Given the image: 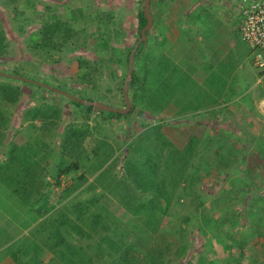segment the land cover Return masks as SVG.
<instances>
[{"label":"rangeland","instance_id":"1","mask_svg":"<svg viewBox=\"0 0 264 264\" xmlns=\"http://www.w3.org/2000/svg\"><path fill=\"white\" fill-rule=\"evenodd\" d=\"M209 1L211 3L222 2V0ZM225 1H228L229 4H221L222 7L219 11L229 13V9H231L235 16H238L239 24L240 18L237 14L239 0ZM142 6L143 0H0V72L19 75L56 89L62 87L68 91L67 93L81 99H84L83 97L91 98L116 108H124L122 89L128 69L126 58L134 46L132 44L136 43L140 37L141 30H139L137 20L138 12ZM49 23L60 24L61 27L52 38L50 45L45 47L40 42L43 38L47 40L44 30ZM143 46V57L140 58L136 67L140 74L142 62L147 57L150 58V54L153 55V53L164 51L167 48V45H150L151 49L147 48V45ZM208 46L211 47L212 57L223 49L228 50V55L232 53L231 45ZM206 49V47H202L201 52ZM171 54L175 56L174 51H171ZM176 60L179 61L178 58ZM230 62L232 60L228 62L227 66L222 67L225 76H229L233 71H231ZM181 63H186V60L182 58ZM159 69L162 70V66H159ZM250 70L252 75L254 74L258 78L264 76V69L254 65L253 60L250 63ZM187 78L188 74L184 72L180 81H185ZM255 80L253 77L251 82L253 83ZM4 84L17 87L20 96L14 105L0 110L5 118V125L0 128V161L6 158L9 145L18 131L25 132L29 128L30 131L33 130L34 136H41L38 129L43 125L42 118L37 117L31 121L29 113L43 109L46 105H53L60 109L57 126L46 134L47 140L53 145V163L57 161L56 156L61 152L60 143L65 137L68 138L71 135L70 128H77L78 136L73 143L79 146V152L83 158H92L91 161H93L92 152L95 153L96 150L104 148L107 144L114 146L115 156L120 160L113 170L117 177L121 176L120 165L123 158L130 154L129 144L152 125L167 123L168 126L183 127L205 120L194 115L152 113V111L161 109L166 111L165 104L170 100L174 101V99L159 95L157 100L147 103L145 97V104L142 99L134 97L137 93L135 89L128 92L134 110L123 117L104 119L98 117L94 112L89 114L90 118H85L84 108L72 104L68 97L57 96L53 92L41 90L22 81L0 79V85ZM254 86L258 89L257 94H260L264 89V80ZM218 87L221 89L222 84L219 83ZM178 88L179 86L176 84L173 89L171 88V92ZM254 91L257 92V90ZM190 101L188 100V105H184L185 109L196 106L194 102ZM260 102L261 99L258 97L257 104H251L250 110H253L257 105L254 109L256 110ZM172 106L175 109L178 108L177 104ZM170 110L172 109L169 108ZM203 117L207 116L203 115ZM247 129H250L249 125ZM242 132L239 134L236 132L232 140H226L222 136L224 132L221 129L205 131L202 143L196 147L189 166L188 175H191V179L187 177L184 181V184L190 186V191L187 194L177 193L178 196L168 213L163 216V230H167L175 240L181 242V237L176 234V231L182 225L186 231L185 238L190 241L189 249L185 255H176L177 246L175 245L169 252H165L167 261H170L169 264H199V259H203L202 257H204L203 264H228L229 253L223 251L221 242L223 238L227 237L229 231L237 239L247 243L244 251L234 247L230 252L239 260L240 264H264V240L261 233H256L252 240H245L247 239L246 227L248 233L251 231V227L246 224L247 217L249 215L250 218L256 217L259 210L257 205L259 196L264 198L262 187L260 188L258 184L259 180L254 176L255 172H262L263 181L264 167L260 163L264 162V144L256 145L254 143L256 136L252 134L253 137L249 139L246 138V135L244 137ZM238 136L242 139L239 141H245L241 148L242 151L238 150L237 146L239 147V145H235L238 143L235 137L238 138ZM96 146L98 149L95 148ZM94 148L95 150H93ZM161 154L162 158L158 160L160 164L167 155L166 151ZM152 156H155L153 151L151 158ZM218 156H223L220 158L228 160L223 162L225 165L217 163ZM246 161L249 162V165L246 164ZM88 165L89 162L86 163V166ZM107 166L108 164L104 168ZM104 168L90 174L82 188L68 196H66V188L72 185L73 176L77 174L62 176L60 186H56L52 180L45 193L53 213L66 204H73L95 194L103 193L100 189L89 192L86 188L94 182L95 177ZM124 179L125 182H129L133 178L124 177ZM112 201L107 194L103 193L101 203L109 205L108 209L111 212L103 214V218L105 223L111 227L110 230L101 228L97 233H91L87 237L78 235L72 238L68 237L69 241L79 246L80 253L90 257L92 264H109L112 260L119 258L122 249L124 250L132 239L121 241L123 247H119L120 242L118 241L120 240L112 234L114 232L121 234L122 231L130 229L132 225L140 224L139 218L132 214H125L123 209H120L116 204H111ZM201 212L206 216L213 217L214 220H220L227 214L237 212L239 213L236 219L237 225L233 228L225 223L220 230H210L207 234H203L198 228L197 213ZM51 214L49 213V215ZM44 226V224L39 225L40 229ZM33 227L35 225L31 228ZM29 231H24L19 237H31ZM97 243L104 248L103 258L96 254ZM134 248L138 249L137 246ZM134 248L131 251H134ZM42 259V264H55L52 253L46 252ZM0 264H11V262L7 258Z\"/></svg>","mask_w":264,"mask_h":264},{"label":"trees","instance_id":"2","mask_svg":"<svg viewBox=\"0 0 264 264\" xmlns=\"http://www.w3.org/2000/svg\"><path fill=\"white\" fill-rule=\"evenodd\" d=\"M138 21L139 30H142L146 24L143 6L138 12ZM60 27V24L49 23L44 30L47 40L43 38L40 43L48 47ZM131 50L127 54V66ZM143 53L144 46L141 44L134 55L132 79L128 83L129 90L137 91L134 95L136 99L140 98L144 101L147 97L149 100H155L160 92L159 88L156 91V86L162 80V73L159 67L148 69L146 63L142 66V75L138 72L137 63ZM0 79L12 78L0 76ZM58 89L66 91L62 87ZM53 93L63 97L56 92ZM19 96L20 91L17 87L10 84L0 85V110L14 105L18 102ZM83 98L94 101L91 98ZM71 103L84 108L85 118H90L89 114L94 112L104 119L123 117L119 113L93 111V107L73 100ZM59 110L53 105H46L43 109L29 113L31 121L37 117L42 118L43 125L38 129L41 136H34L33 130L30 131L29 128L25 132L18 131L9 145L6 158L0 161V263L9 258L11 264H42L43 255L49 252L53 254L55 264H92L90 257L80 253L79 246L69 241L68 237L72 238L75 235L87 237L91 233H97L101 228L111 229L103 218V214L111 213L108 209L109 205L101 203L103 193L107 194L111 201H116H112L111 204H116L125 214H132L140 221V224L132 225L121 234L117 232L112 234L120 240L119 247L122 246L123 241L130 238L132 241L124 250L122 249L119 258L109 264H169L165 252L173 249V245L177 246L176 255H185L190 241L185 238L184 227L180 225L176 231L181 237L179 242L167 230H163V216L168 213L178 196L177 193L187 194L190 191V186L184 184V181L187 177L191 179V175H188L189 166L196 147L202 143L204 129L193 124L174 127L168 126L167 123L150 127L129 144L130 154L123 158L120 165L121 176L117 177L113 170L118 165L119 159L115 156L114 146L107 144L103 149L92 152L93 161L92 158H83L79 146L73 143L78 136L77 128H70L68 132L71 135L60 143L61 152L56 156L57 161L53 163V145L47 140L46 134L57 126L60 119ZM133 110L134 107L131 111ZM4 119L3 114L0 113V128L5 125ZM95 148L98 149L97 146ZM152 151L155 152V156L151 158ZM163 151H166L167 155L160 164L158 160L162 158ZM217 161L222 163L223 159L219 157ZM88 162L89 165L86 166ZM107 164L108 166L104 168ZM101 168L104 169L86 190L93 192L100 189L103 193L73 204H66L53 213L45 193L52 180L56 186H60L62 176L77 174L73 176L72 185L66 188V196H68L82 188L88 181V176ZM124 177L133 179H130L131 183H129L125 182ZM259 198L258 214L255 218H250L248 214L246 224L255 233L260 232L264 239V198L261 196ZM197 214L198 228L203 234H207L210 230H220L225 223L235 228L239 216V213L234 212L220 220H214L205 213ZM41 224L45 225L42 229L39 227ZM34 225L35 227L31 228ZM26 230H30L31 237H19ZM221 243L223 251L229 253L228 264H240L230 252L234 247L244 251L247 243L237 239L230 231ZM96 245L97 256L103 258L104 248L99 243ZM133 248L134 251H131ZM202 258L199 259V264H203L204 257Z\"/></svg>","mask_w":264,"mask_h":264},{"label":"crops","instance_id":"3","mask_svg":"<svg viewBox=\"0 0 264 264\" xmlns=\"http://www.w3.org/2000/svg\"><path fill=\"white\" fill-rule=\"evenodd\" d=\"M221 4H229V2L225 0L219 3H211L209 0L151 1V13L154 21L147 34V41L143 45H147L146 47L149 49H151L150 45H167V48L164 51L155 52L153 55L150 54V58L147 57L142 64L146 63L148 69L151 70L159 66L163 68L161 70L162 80L156 86V91L159 88L160 92L155 100L160 95V97L172 98L178 102L170 100L165 104L166 111L161 109L152 111V113L198 116L205 120L191 124L202 127L204 133L213 129H221L224 132L223 138L232 140L236 132L239 134L243 131L246 138L250 139L253 135L256 136L254 140L256 145L264 144V112L262 113L264 89L260 94H257L258 89L254 86L264 80V76L258 78L254 74L252 75L250 70L251 51L240 39L238 16H235V13L229 8V13L220 12ZM207 45H231L232 53L228 55V50L223 49L212 57L211 47H207ZM202 47H206V51L201 52ZM171 51H174L175 56H172ZM196 55L197 60L200 61L196 60ZM203 57L205 58L203 59ZM177 58L179 61L176 60ZM182 58L186 60V63H181ZM228 60H232L230 68L233 71L229 76H225L222 67L228 65ZM184 72L188 74V78L185 81H180ZM253 77L256 80L252 83ZM219 83L222 84L221 89L218 87ZM176 84L179 88L171 92V88L173 89ZM251 87L257 92L252 91ZM258 97L261 99L259 106L254 110L257 106L255 105L254 109L250 110L251 104H257ZM146 99L147 103H151L152 99L149 100L147 97ZM188 100L194 102L196 106L185 109L184 105H188ZM144 103L146 104L145 101ZM176 104L178 108L175 109L172 105ZM169 108L172 110L169 111ZM203 115L207 117H203ZM248 125L251 130L247 129ZM235 138L238 143L233 144L239 145L237 148L242 151L241 148L245 141H239L240 136ZM219 157L223 156L217 158ZM226 161L228 160L223 158V162ZM217 163L219 162L217 161ZM248 163L246 161L247 165H249ZM260 165L264 167V162H261ZM254 176L259 180V187H262L261 191L264 193L262 172H255ZM245 231L247 232L245 240H252L256 236L252 228L250 233H248L247 227Z\"/></svg>","mask_w":264,"mask_h":264},{"label":"water","instance_id":"4","mask_svg":"<svg viewBox=\"0 0 264 264\" xmlns=\"http://www.w3.org/2000/svg\"><path fill=\"white\" fill-rule=\"evenodd\" d=\"M151 1L152 0H143V14L144 17L146 19V24L145 26L142 28L141 32H140V37L138 39V41L135 43L132 51L129 54V65H128V72H127V76L126 79L124 81V85H123V89H122V95H123V99H124V103H125V107L124 108H116L110 105H107L101 101H89L87 99H81L78 97H75L73 95H71L70 93H67L65 91L62 90H58L56 88H53L49 85H46L44 83H40L37 82L35 80H31L25 77H21V76H15V75H10V74H6V73H1L0 72V76H6L15 80H20L23 82H27L30 84H34L40 87H43L47 90H51L53 92H56L60 95H63L65 97H68L69 99L76 101L77 103L80 104H84L87 106H91L93 107V111H108V112H112V113H119L121 115H126L128 114L131 109H132V103L130 100V97L128 95V91H129V85L128 83L131 81L132 79V73H133V65H134V55L137 51V49L139 48V46L141 44H145L147 41V34L149 32V30L151 29L152 25H153V15L151 13Z\"/></svg>","mask_w":264,"mask_h":264},{"label":"built area","instance_id":"5","mask_svg":"<svg viewBox=\"0 0 264 264\" xmlns=\"http://www.w3.org/2000/svg\"><path fill=\"white\" fill-rule=\"evenodd\" d=\"M239 36L251 51L254 65L264 69V0H239Z\"/></svg>","mask_w":264,"mask_h":264},{"label":"clouds","instance_id":"6","mask_svg":"<svg viewBox=\"0 0 264 264\" xmlns=\"http://www.w3.org/2000/svg\"><path fill=\"white\" fill-rule=\"evenodd\" d=\"M17 81H20V80H17ZM23 82V81H22ZM27 83V82H26ZM30 84V83H29Z\"/></svg>","mask_w":264,"mask_h":264}]
</instances>
